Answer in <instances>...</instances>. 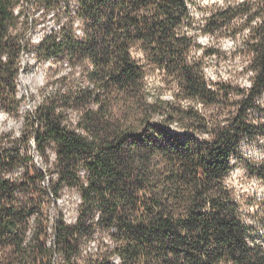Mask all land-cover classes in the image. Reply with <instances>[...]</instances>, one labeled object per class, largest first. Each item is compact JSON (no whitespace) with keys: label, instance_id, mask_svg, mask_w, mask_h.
Wrapping results in <instances>:
<instances>
[{"label":"trees","instance_id":"obj_1","mask_svg":"<svg viewBox=\"0 0 264 264\" xmlns=\"http://www.w3.org/2000/svg\"><path fill=\"white\" fill-rule=\"evenodd\" d=\"M19 1L0 0V109L15 116ZM29 1L62 21L37 55L70 71L19 135L0 134V264H264V235L226 181L242 143L264 142V0L218 6L201 28L244 33L248 85L207 78L215 50L196 42L191 0ZM249 167L264 178V160ZM69 190L75 220L49 225Z\"/></svg>","mask_w":264,"mask_h":264},{"label":"rangeland","instance_id":"obj_2","mask_svg":"<svg viewBox=\"0 0 264 264\" xmlns=\"http://www.w3.org/2000/svg\"><path fill=\"white\" fill-rule=\"evenodd\" d=\"M191 1L190 10L194 17V26L198 28L193 31L197 34L196 42L208 50H215L214 53L204 57V70L207 78L213 81L226 80L234 84L248 85L245 67L249 53L243 41L244 33L238 32L236 35H230L231 29L225 28L213 33L201 31L206 16L212 10L223 4L240 0ZM15 10L22 12L17 19L16 29L20 33L22 42L26 44L20 55V69L16 78L17 95L21 97V105L16 116L9 115L0 109V134L12 136L19 135L20 131L25 128L24 117L28 112H34L47 91H50L52 87L55 88L61 81L63 86L68 84L69 77L67 75L70 71L69 63H63L53 57L41 58L36 53L40 39L51 30L56 29L62 22H58L53 10L43 17L40 15L41 10H35V4L29 0H20L15 6ZM237 27L238 25L233 28ZM200 50H196L199 52L197 54H200ZM136 57L142 58L143 56H141V52H138ZM64 75L67 77L62 79ZM76 75H78V71L72 77ZM161 78L162 76L158 73H150L147 78L149 87L155 90L153 89L154 86L162 83ZM162 85V95L169 98L171 90L165 84ZM260 104L264 107V93L260 99ZM67 112L71 118L76 117L75 109L69 108ZM34 144V139L31 138L29 151L33 157V162L37 168H45L44 160L36 153ZM262 160H264V142L244 141L241 147V158L234 160V166L227 174L226 181L240 202L244 218L264 235V178L252 173L249 167V165L260 164ZM77 201V193L69 190L65 191L55 203L51 202L47 211L48 224H52L58 213H62L67 222H73ZM50 239L49 236L48 241ZM56 259L57 256L54 257L53 261L55 262Z\"/></svg>","mask_w":264,"mask_h":264}]
</instances>
